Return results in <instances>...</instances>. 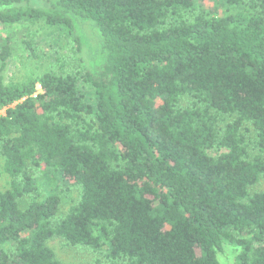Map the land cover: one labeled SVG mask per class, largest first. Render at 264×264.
<instances>
[{"label":"trees","instance_id":"16d2710c","mask_svg":"<svg viewBox=\"0 0 264 264\" xmlns=\"http://www.w3.org/2000/svg\"><path fill=\"white\" fill-rule=\"evenodd\" d=\"M77 18L102 36L93 70ZM17 26L36 71L6 81ZM3 109L0 264H63L54 237L113 264H222L225 245L264 264V0H0Z\"/></svg>","mask_w":264,"mask_h":264},{"label":"rangeland","instance_id":"374dc122","mask_svg":"<svg viewBox=\"0 0 264 264\" xmlns=\"http://www.w3.org/2000/svg\"><path fill=\"white\" fill-rule=\"evenodd\" d=\"M17 27L18 28L14 29L17 34V39L14 42L15 54L4 73L6 81H20L25 79L30 74H34V71H36V62H33L24 51V47L18 38L21 33V28L20 26ZM76 27L77 38H72L71 40L68 39V43L72 42L71 46L74 51L77 50V45L75 44L80 43V52H78L77 55L86 68L93 70L96 65L101 63L103 58L102 36L98 28L91 20L77 18ZM63 42L64 41L60 42V44ZM40 47L46 50L49 55H51L55 50L64 49L69 51L70 48V46H56L53 39L45 38L40 41ZM5 113V109L0 111V115ZM221 125H223V122ZM243 133L247 138V145L249 147L250 154L253 156L260 154L259 148L255 144L256 132L254 126L251 123H246L244 125ZM212 152L213 154L217 153L215 150H212L211 153ZM4 164L5 158L0 156V191L2 192L7 191L11 187V177L5 171ZM260 190H264V175L258 184L251 187V192ZM61 197V212H66L70 205L78 199V192L74 190L67 191V193H62ZM28 203V198L21 199L22 207H26ZM47 244L54 251L56 258L63 264H113L106 260L102 254L94 252L84 246L70 245L61 237L49 239ZM238 252V247L225 245L223 250L219 253L221 263L234 264L235 257Z\"/></svg>","mask_w":264,"mask_h":264},{"label":"built area","instance_id":"2783aa9c","mask_svg":"<svg viewBox=\"0 0 264 264\" xmlns=\"http://www.w3.org/2000/svg\"><path fill=\"white\" fill-rule=\"evenodd\" d=\"M41 91H42L41 84L38 83V84H37V92H36L35 94H37V93H39V92H41Z\"/></svg>","mask_w":264,"mask_h":264}]
</instances>
